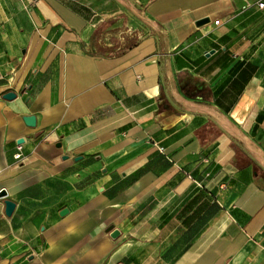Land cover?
Masks as SVG:
<instances>
[{
	"label": "crops",
	"instance_id": "obj_1",
	"mask_svg": "<svg viewBox=\"0 0 264 264\" xmlns=\"http://www.w3.org/2000/svg\"><path fill=\"white\" fill-rule=\"evenodd\" d=\"M3 190L0 264H264V7L0 0Z\"/></svg>",
	"mask_w": 264,
	"mask_h": 264
},
{
	"label": "water",
	"instance_id": "obj_2",
	"mask_svg": "<svg viewBox=\"0 0 264 264\" xmlns=\"http://www.w3.org/2000/svg\"><path fill=\"white\" fill-rule=\"evenodd\" d=\"M207 21H208V18L204 17V18L197 20L196 24L200 25V24H203ZM3 96H4V98L12 99L15 97V93L12 91H8ZM23 120L28 126H34L35 125V116L34 115H24ZM22 140L23 139L20 138L17 140V142L20 143V142H22ZM5 195H6V192L4 190L0 191V197H3ZM4 205H5V207H4L5 214L7 216H10L13 212L14 207H15V203L10 199H5ZM108 231H110V236L112 238H116L120 234V231L117 228H113L112 226L108 227Z\"/></svg>",
	"mask_w": 264,
	"mask_h": 264
},
{
	"label": "built area",
	"instance_id": "obj_3",
	"mask_svg": "<svg viewBox=\"0 0 264 264\" xmlns=\"http://www.w3.org/2000/svg\"><path fill=\"white\" fill-rule=\"evenodd\" d=\"M256 5L259 7V8H263L264 7V0H256ZM218 21H215V23H217ZM16 158H19L20 157V153H16Z\"/></svg>",
	"mask_w": 264,
	"mask_h": 264
}]
</instances>
